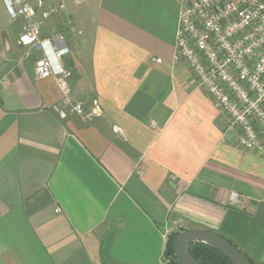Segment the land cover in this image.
<instances>
[{
    "label": "crops",
    "instance_id": "crops-1",
    "mask_svg": "<svg viewBox=\"0 0 264 264\" xmlns=\"http://www.w3.org/2000/svg\"><path fill=\"white\" fill-rule=\"evenodd\" d=\"M182 8L75 0L60 31L45 21L43 36L63 34L72 50L79 116L53 78H37L0 0V264H166L181 228L264 264V159L237 145L175 59Z\"/></svg>",
    "mask_w": 264,
    "mask_h": 264
},
{
    "label": "built area",
    "instance_id": "built-area-1",
    "mask_svg": "<svg viewBox=\"0 0 264 264\" xmlns=\"http://www.w3.org/2000/svg\"><path fill=\"white\" fill-rule=\"evenodd\" d=\"M1 1L10 19L19 23V47L37 54V78H53L64 105L84 116L83 103L72 95V69L65 64V58L72 54L66 36H43L44 23L51 16V1L47 11L41 13L44 0ZM57 1L65 9V0ZM182 1L175 59L188 66L199 87L210 96L237 145L264 159V0ZM69 26L76 34L72 21ZM73 41L77 44L76 38ZM60 113L66 117L65 112ZM231 202L241 204L242 196L232 193Z\"/></svg>",
    "mask_w": 264,
    "mask_h": 264
},
{
    "label": "water",
    "instance_id": "water-1",
    "mask_svg": "<svg viewBox=\"0 0 264 264\" xmlns=\"http://www.w3.org/2000/svg\"><path fill=\"white\" fill-rule=\"evenodd\" d=\"M202 242L215 247L233 264H251L243 253L227 239L205 229L181 228L174 241V251L180 264H199L190 253L189 245Z\"/></svg>",
    "mask_w": 264,
    "mask_h": 264
},
{
    "label": "trees",
    "instance_id": "trees-1",
    "mask_svg": "<svg viewBox=\"0 0 264 264\" xmlns=\"http://www.w3.org/2000/svg\"><path fill=\"white\" fill-rule=\"evenodd\" d=\"M177 236L178 233H174L169 235L168 237L167 247L165 252V257L167 259L166 264H180L174 251V241ZM233 245L237 247L235 244ZM189 249H190V253L199 264H233L222 252H220L215 247L209 244L202 242H194L189 245ZM243 255L249 260L251 264H257L246 254L243 253ZM105 257H107V255H105ZM106 264H111V263L107 261Z\"/></svg>",
    "mask_w": 264,
    "mask_h": 264
},
{
    "label": "rangeland",
    "instance_id": "rangeland-1",
    "mask_svg": "<svg viewBox=\"0 0 264 264\" xmlns=\"http://www.w3.org/2000/svg\"><path fill=\"white\" fill-rule=\"evenodd\" d=\"M51 1V20L48 22V26H47V29L48 31L50 32H53L54 30L56 32L60 31L59 29L62 28V24L65 20V17H64V13L62 11H64L66 9H61L59 7V4H58V1L57 0H44L45 2V6L41 9H39L40 13L42 11H47V3ZM73 1L75 0H65V5H69V8L72 6L73 4ZM68 2V3H67ZM71 3V5H70ZM12 29L16 32L17 30H19V23H14V27L12 26ZM178 230V229H177ZM180 230H178L179 232ZM178 232H173L172 234L174 233H178ZM171 235V234H170ZM169 237V236H168ZM165 261L167 263V259L165 257Z\"/></svg>",
    "mask_w": 264,
    "mask_h": 264
}]
</instances>
